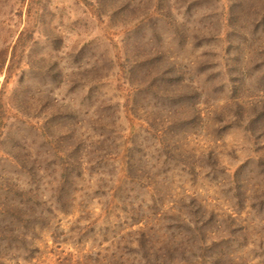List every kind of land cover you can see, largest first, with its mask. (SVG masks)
I'll return each instance as SVG.
<instances>
[{
  "label": "rangeland",
  "instance_id": "obj_1",
  "mask_svg": "<svg viewBox=\"0 0 264 264\" xmlns=\"http://www.w3.org/2000/svg\"><path fill=\"white\" fill-rule=\"evenodd\" d=\"M0 264H264V0H0Z\"/></svg>",
  "mask_w": 264,
  "mask_h": 264
}]
</instances>
